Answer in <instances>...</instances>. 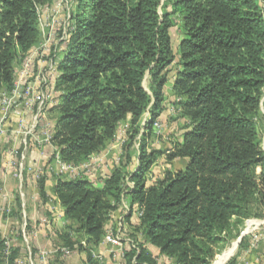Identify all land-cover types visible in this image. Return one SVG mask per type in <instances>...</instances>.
<instances>
[{
    "label": "trees",
    "instance_id": "1",
    "mask_svg": "<svg viewBox=\"0 0 264 264\" xmlns=\"http://www.w3.org/2000/svg\"><path fill=\"white\" fill-rule=\"evenodd\" d=\"M50 2L0 0V94L11 90L16 62L36 45L38 7ZM168 5L181 15L171 90L186 126L180 141L147 151L162 111L163 71L175 60ZM71 19L53 107L52 144L60 159L88 161L114 140L125 119L129 147L143 132L135 169L115 167L100 187L80 178L55 181L53 193L68 221L58 256L82 252L86 264H100L93 250L127 195L141 213L138 225L127 227L136 246L124 250L126 264H159L160 256L172 264H210L245 220L264 217V151L256 121L264 94V18L258 0H77ZM162 155L181 166L147 185V169ZM43 189L42 181L44 195ZM5 249L1 239L0 263ZM8 252L12 264L17 250Z\"/></svg>",
    "mask_w": 264,
    "mask_h": 264
},
{
    "label": "rangeland",
    "instance_id": "2",
    "mask_svg": "<svg viewBox=\"0 0 264 264\" xmlns=\"http://www.w3.org/2000/svg\"><path fill=\"white\" fill-rule=\"evenodd\" d=\"M259 6L261 8V12L264 18V0H258ZM77 0H51V2L48 5L45 6H40L38 7V22H39V39L36 44H38L41 40H46L48 36H51V39L48 41L50 42V51L52 54H56L59 58L62 56L64 50H63V45L62 43L64 40L67 39L68 37V28L71 26L73 23L71 19L72 12H74L75 7H76ZM57 4V5H54ZM168 12H170V27L168 29L169 36H170V44H171V50L172 53L175 56V60L167 66L163 73L165 75V84L162 88V94H163V100L161 104L162 111L159 115V117L155 120L153 126H152V133L151 136L148 139V148L147 151L149 150H160L163 151L167 148H169L174 141H176L180 133L183 129H185L186 126V120L183 118L179 111L180 107L178 106V101L179 98L175 96L171 90L172 83L175 79V74L176 71L179 68V65L177 63V54H178V44L180 40L183 37V31H182V22H181V15L178 10L172 9L171 6H167L166 9ZM19 61V62H18ZM15 64V68H19L20 65V60H18ZM37 65V63H36ZM40 68L35 67V72L39 71ZM148 84H149V78L146 74L144 81H143V86L146 90L148 89ZM57 90V89H56ZM58 91V90H57ZM47 118L51 121L54 122L56 118V111L53 110V108H50L48 111ZM148 114H145V117H147ZM144 117V118H145ZM257 129L259 133V137L261 140V148L264 151V94L262 97V105L260 107V113L257 117ZM128 124V119H125L122 121L119 126L117 133L114 137V140L110 142L105 149H103L101 152H99V157L102 158L101 165L103 167V170L107 169V171L104 173L98 172V169L92 170L90 173L91 174L95 172L96 180L103 181L113 170L115 167L120 166L121 164H126L127 163V168L128 170H133L137 167L138 165V159L136 158L137 152L139 150V137L140 134H142V129H140L139 134L135 137V139L132 141L131 146L129 147L127 144L129 141L128 135H127V126ZM16 144L13 145V148L17 149L21 147L18 143L17 140H15ZM126 155L130 156V161L129 163L127 162ZM16 159H14L15 161ZM19 159L16 160V162ZM29 160H31V157L29 153L25 154V160H24V165L28 164V166H32V168H35L37 170V166H40V161L34 164H29ZM123 161V162H121ZM87 162V161H86ZM180 161L179 160H174L173 163H168L164 159V155L159 156V158L156 160V162L148 167L147 169V180L146 184L149 185L156 179H159L162 177L163 172L166 169H171L175 170L180 168ZM100 167V169L102 168ZM16 172H14L15 174ZM84 172H77L75 175V178H80V179H86V176L88 174H83ZM104 176H106L104 178ZM104 178V179H103ZM37 183L40 187V184H42L43 177L42 173L39 171V175L36 178ZM15 180L17 181V184H19L18 178L15 177ZM129 182V181H127ZM131 185L130 183H127L126 186ZM25 187L22 186L20 187L17 185L16 189V196H19L20 192H23V189ZM17 204V203H16ZM25 204V203H24ZM6 208V207H5ZM7 213L8 211L5 210ZM15 213H13L14 215ZM19 220V219H18ZM28 219L26 218L25 222ZM248 220V219H247ZM247 220L244 221L243 226L241 227L238 236L231 238L228 243L214 256L213 260L211 263L217 258L218 255H220L225 249H228L231 247L232 244L236 243L237 238L239 237L240 233L248 228L247 231H249L247 234H245L243 237H245V240H248V242L254 237V236H259V235H264V217L263 218H249L248 222ZM20 222V221H19ZM248 222V223H247ZM257 222V223H256ZM26 224V223H25ZM66 225V224H65ZM23 226V223H22ZM60 226V225H59ZM26 225L24 226V233L25 237L20 234V247L25 248L24 252H17L16 256L14 257V260L12 264H30L28 262V254L31 252V246L28 247L31 243L28 240V233L26 229ZM58 228V227H57ZM63 228V227H62ZM59 230H62L61 227H59ZM74 230V228H73ZM71 231V235L74 240H79L80 235L78 233H75L74 231ZM2 238L0 237V240ZM242 239V238H241ZM241 242V241H240ZM62 244L61 242H59ZM240 244V243H239ZM237 246L235 252L233 255L229 258H234L236 253L240 251V249H243L244 247L242 244ZM58 245V244H55ZM19 247V248H20ZM18 249V247H17ZM151 253L153 250L148 249ZM57 254V253H56ZM153 255L155 254L152 253ZM83 256L81 255L78 257L75 256L73 261L70 264H86L85 261L83 260ZM17 257V258H16ZM33 258V255H32ZM85 258V257H84ZM228 259V260H229ZM16 260V261H15ZM34 264H35V259H32ZM157 260H159V264H172V259H169L167 256H160ZM227 260V261H228ZM226 261V262H227ZM50 262V259H49ZM225 262V263H226ZM210 263V264H211ZM224 263V264H225ZM7 264H10L9 262ZM51 264V263H49ZM53 264V263H52ZM58 264V263H56ZM62 264V263H61Z\"/></svg>",
    "mask_w": 264,
    "mask_h": 264
},
{
    "label": "crops",
    "instance_id": "3",
    "mask_svg": "<svg viewBox=\"0 0 264 264\" xmlns=\"http://www.w3.org/2000/svg\"><path fill=\"white\" fill-rule=\"evenodd\" d=\"M184 131L185 129L181 131L177 141L181 140ZM8 148L9 145L6 143L0 151V237L6 240L17 252H24L25 248L19 246V240L20 234L23 238L25 237L24 226L26 225L27 233L29 231L27 237L31 243L28 247L31 246L35 264H39V259H37L36 255L38 251L44 252L47 264H70L75 256L78 255L79 257L84 254L82 252H75L63 254L61 257L56 254L61 245L59 243L61 242L59 234L62 231L57 230L59 227L63 229L62 227H64L68 221L64 219L63 209L53 193V187L58 178L71 180L74 179V177H71L68 171L60 172L58 165L53 160L51 149L43 148L42 150H44L45 157L38 160V162L41 160L40 166H37V170L32 167H30V169L26 168L23 176V186L25 188L19 196H16L15 188H17L19 184H17L14 176L15 166L13 164L6 166L5 163L9 157ZM29 155L31 158H37L38 149H29ZM96 155L98 156L99 154H93L91 158ZM36 171L42 173L44 195L40 193L38 181L33 179V174ZM104 171H107L106 167L104 170L103 167L98 169L100 173ZM105 177L106 176H104V178ZM86 179L94 186H102L103 181L96 180L95 172L94 174H88ZM129 186H132V184ZM139 208L137 203H131L128 196L124 195L120 203L116 205V208L110 213L109 219L105 225L102 240L93 250V256L100 264H117V262L112 259V248L110 243L105 239L106 234L110 231H114L117 224L120 223L131 228L137 226ZM5 210L8 212L6 213ZM13 213L15 214L13 215ZM26 218L28 220L25 222ZM249 243L250 241L248 242V240H245L242 245L244 248L240 249L234 257V264H264V249L259 246L249 249ZM126 248L127 246L124 244L122 250L124 251ZM62 249L63 247H61L60 250ZM150 249L153 248L150 247ZM84 257L85 256H83V260L85 261ZM123 261L124 263L121 264H126L125 260ZM0 264H3V262L1 261Z\"/></svg>",
    "mask_w": 264,
    "mask_h": 264
},
{
    "label": "built area",
    "instance_id": "4",
    "mask_svg": "<svg viewBox=\"0 0 264 264\" xmlns=\"http://www.w3.org/2000/svg\"><path fill=\"white\" fill-rule=\"evenodd\" d=\"M50 39L51 36H48L46 40H41L30 48L20 61L19 68H15L11 90L0 94V151L4 144L7 143L9 145V157L5 163L6 166L11 164L15 166L16 173L14 176L18 178L20 187L23 184L26 168L30 169L32 167L28 166V164L27 166L26 164L24 165L25 154L29 153V149L32 150L33 148L38 149V157L31 158L28 161L29 164L37 163L40 158H44V150L42 149L49 148L60 172L68 171L74 179L78 171L88 174L92 170L102 167L100 166L102 158L99 155L90 157L84 163L72 164L63 162L59 157L58 148L52 144V137L55 133V121L51 122L47 118V111L55 107L60 99V92L56 90V81L59 75L57 66L60 58L50 51L51 44L48 42ZM35 67L40 68L39 71L35 72ZM15 140L18 141L21 147L13 148V145L16 144L14 143ZM14 159L19 160L16 162ZM38 175L39 171L33 174L35 181ZM140 213L141 211L139 210L138 216ZM248 222L252 224L251 220ZM247 230L248 228L241 232L243 233L242 237L249 232ZM105 239L111 245L112 259L117 264L124 263V251L122 250L124 244L132 248L136 246L133 238L130 237L127 226L121 223L117 224L114 231L108 232ZM5 244L3 264H7L9 258L8 248L10 245L6 240ZM248 245L249 249H253L256 246L264 249V235L254 236ZM61 251L66 252L64 248ZM36 255L37 259H39V264H47L43 251H38ZM32 259V253L30 252L28 254V262L30 264H34Z\"/></svg>",
    "mask_w": 264,
    "mask_h": 264
},
{
    "label": "bare ground",
    "instance_id": "5",
    "mask_svg": "<svg viewBox=\"0 0 264 264\" xmlns=\"http://www.w3.org/2000/svg\"><path fill=\"white\" fill-rule=\"evenodd\" d=\"M236 250V243L232 244L231 247L225 249L211 264H222L226 259L232 255Z\"/></svg>",
    "mask_w": 264,
    "mask_h": 264
},
{
    "label": "water",
    "instance_id": "6",
    "mask_svg": "<svg viewBox=\"0 0 264 264\" xmlns=\"http://www.w3.org/2000/svg\"><path fill=\"white\" fill-rule=\"evenodd\" d=\"M242 235H243V233H240L239 237H238L237 240H236V248H237L238 244L240 243V240H241ZM229 258H230V256L227 258V260H228ZM227 260H226V261H227ZM226 261H225V262H226ZM225 262H224V263H225ZM224 263H223V264H224Z\"/></svg>",
    "mask_w": 264,
    "mask_h": 264
}]
</instances>
